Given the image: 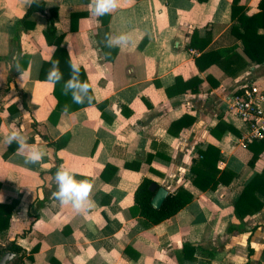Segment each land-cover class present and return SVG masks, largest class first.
Here are the masks:
<instances>
[{
	"label": "crops",
	"instance_id": "0c3cea01",
	"mask_svg": "<svg viewBox=\"0 0 264 264\" xmlns=\"http://www.w3.org/2000/svg\"><path fill=\"white\" fill-rule=\"evenodd\" d=\"M38 1L46 14L26 19L31 0H0V204L18 202L0 243H15L24 264H264V191L245 201L246 215L236 210L264 172V150L250 165L246 123L229 109L246 84L264 87V62L232 32L233 4L250 17L261 0H119L102 16L92 0ZM52 10L94 99L75 111L58 107L55 85L40 79L56 51L44 36ZM119 35L129 43L106 47V36ZM232 47L229 62L199 70L201 52ZM12 131L46 152L41 162L24 163L27 150L6 143ZM209 147L211 166L219 152L216 179L234 177L203 191L193 175ZM59 168L92 184L90 206L77 211L55 198ZM144 180L191 200L151 223L135 205Z\"/></svg>",
	"mask_w": 264,
	"mask_h": 264
},
{
	"label": "trees",
	"instance_id": "16d2710c",
	"mask_svg": "<svg viewBox=\"0 0 264 264\" xmlns=\"http://www.w3.org/2000/svg\"><path fill=\"white\" fill-rule=\"evenodd\" d=\"M260 12L253 16H246L244 14V9L239 7L237 1L232 6V18L238 19V26H234L232 32L235 36L243 41L245 46L246 55L252 60L258 63L264 62V34H258V29H264V0H261L259 4ZM40 12L46 14L45 4L38 0H31L30 8L26 14V19L33 13ZM55 18L56 11L52 10L51 15L48 18V25L46 31L44 32L45 39L49 45H55L56 51L53 58L49 62H45L41 68L40 79H47V72L52 66V61L58 60L60 70L64 73V79L67 80L70 74L69 62L70 57L67 53V50L62 46L64 36L57 32L55 27ZM16 41L17 38H16ZM235 47L222 49L214 52H201V55L196 59V64L200 71H205L213 64H222L223 62H229L230 58H227L231 52H233ZM224 59V60H221ZM27 64V58L25 60H20L17 65L20 66L21 70L25 69ZM226 71L230 72L227 68ZM79 78L81 81L86 80L83 71L80 70ZM192 82H195V86H192V92L197 91V85L200 83V80L194 79ZM192 84V83H190ZM54 95L58 100V107H62L65 111H75L86 105L94 104V99L91 97L90 101L86 100L83 104H75L72 103L71 96H65L62 94L61 85L55 84ZM254 146H258L259 151H255ZM249 148L253 150L254 156L250 161V165H253L254 162L259 157V153L264 150V140L259 142H252L249 144ZM211 152H215V149L209 147V149L202 153L203 160L202 163L198 165V169L194 171L193 175V183L203 191L207 189H216L219 183L229 184L233 174L228 176L226 181L223 180V174L216 179V174L221 173L217 168V163L219 159V152L216 151V157L214 159L213 166L209 164L207 161V155L211 154ZM200 165L202 167H206V172L200 170ZM209 166L212 167L209 171ZM195 170V169H194ZM264 172L260 175H257L251 182L247 184L242 195L238 199L236 203V210L240 213L241 216L246 215V212L242 211V206L245 207V201H250L251 195L254 192L255 188H258L264 191L263 187L260 186L263 184ZM223 180V181H222ZM222 181V182H221ZM152 184L150 180H144L143 183L138 187L135 191V205L139 210L140 215L147 218L151 223L158 224L175 214H177L183 207L187 205V203L191 200L190 195H186L185 197L182 195V191L180 190L177 194H170L165 199L164 203L159 209L154 208L151 205V200L154 196L152 192L149 190V186ZM264 185V184H263ZM1 187V186H0ZM18 202H13L11 204H0V234L8 231L10 227V219L14 209L16 208ZM262 205H258L253 209L252 212L259 211ZM251 211V209H250ZM6 253L14 254V257L7 264H24L23 254L21 249L15 243H9L2 245L0 243V259Z\"/></svg>",
	"mask_w": 264,
	"mask_h": 264
},
{
	"label": "clouds",
	"instance_id": "9594fccd",
	"mask_svg": "<svg viewBox=\"0 0 264 264\" xmlns=\"http://www.w3.org/2000/svg\"><path fill=\"white\" fill-rule=\"evenodd\" d=\"M119 5V0H92V10L95 15L102 16L114 11ZM130 38L127 35L116 37L106 36V47L113 48L127 45ZM17 70L20 66L17 65ZM70 74L67 80L64 79V73L60 70L59 61H52V66L47 72V79L52 84H60L62 94L71 96L72 103L83 104L86 100L91 99L89 96V84L81 81L79 78L80 67L69 62ZM13 142L19 145L20 149H26L27 155L24 157L25 164H37L42 161L46 152L38 147L29 146L26 138L19 131H12L6 138V143L11 145ZM56 191L53 193L62 205L70 204L75 210L82 211L90 206V193L92 184L87 180L77 181L74 174L67 169L59 168L55 175L54 181Z\"/></svg>",
	"mask_w": 264,
	"mask_h": 264
},
{
	"label": "built area",
	"instance_id": "2783aa9c",
	"mask_svg": "<svg viewBox=\"0 0 264 264\" xmlns=\"http://www.w3.org/2000/svg\"><path fill=\"white\" fill-rule=\"evenodd\" d=\"M231 113L246 123L241 141L245 144L264 140V87L246 84L229 107Z\"/></svg>",
	"mask_w": 264,
	"mask_h": 264
},
{
	"label": "water",
	"instance_id": "95a60500",
	"mask_svg": "<svg viewBox=\"0 0 264 264\" xmlns=\"http://www.w3.org/2000/svg\"><path fill=\"white\" fill-rule=\"evenodd\" d=\"M149 190L150 192L154 194L151 200V205L154 208L159 209L168 196V193H169L168 190L162 186H158L155 183H152L149 186ZM13 257H14V254H11V253L4 254L2 258L0 259V264H7Z\"/></svg>",
	"mask_w": 264,
	"mask_h": 264
}]
</instances>
